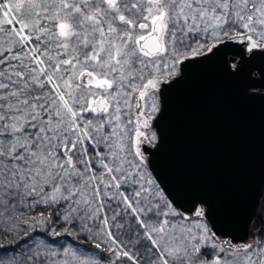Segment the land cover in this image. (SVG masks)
I'll return each instance as SVG.
<instances>
[{
  "label": "snow or ice",
  "instance_id": "snow-or-ice-1",
  "mask_svg": "<svg viewBox=\"0 0 264 264\" xmlns=\"http://www.w3.org/2000/svg\"><path fill=\"white\" fill-rule=\"evenodd\" d=\"M261 62L264 0H0V264H264V208L154 168L190 68L264 98Z\"/></svg>",
  "mask_w": 264,
  "mask_h": 264
},
{
  "label": "water",
  "instance_id": "water-1",
  "mask_svg": "<svg viewBox=\"0 0 264 264\" xmlns=\"http://www.w3.org/2000/svg\"><path fill=\"white\" fill-rule=\"evenodd\" d=\"M159 131L154 168L174 193L239 206L241 228L262 208L264 98L244 95L212 66L192 67L165 96Z\"/></svg>",
  "mask_w": 264,
  "mask_h": 264
},
{
  "label": "trees",
  "instance_id": "trees-1",
  "mask_svg": "<svg viewBox=\"0 0 264 264\" xmlns=\"http://www.w3.org/2000/svg\"><path fill=\"white\" fill-rule=\"evenodd\" d=\"M262 208H264V201H263V205H262Z\"/></svg>",
  "mask_w": 264,
  "mask_h": 264
}]
</instances>
